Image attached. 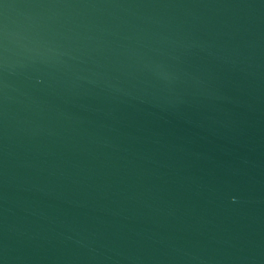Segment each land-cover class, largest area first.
<instances>
[{"label": "water", "instance_id": "obj_1", "mask_svg": "<svg viewBox=\"0 0 264 264\" xmlns=\"http://www.w3.org/2000/svg\"><path fill=\"white\" fill-rule=\"evenodd\" d=\"M0 264H264V0H0Z\"/></svg>", "mask_w": 264, "mask_h": 264}]
</instances>
